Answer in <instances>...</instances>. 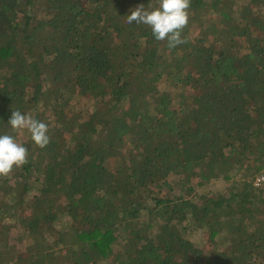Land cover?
Returning a JSON list of instances; mask_svg holds the SVG:
<instances>
[{
	"label": "trees",
	"instance_id": "1",
	"mask_svg": "<svg viewBox=\"0 0 264 264\" xmlns=\"http://www.w3.org/2000/svg\"><path fill=\"white\" fill-rule=\"evenodd\" d=\"M148 2L0 0V264H264V0H191L171 50Z\"/></svg>",
	"mask_w": 264,
	"mask_h": 264
},
{
	"label": "clouds",
	"instance_id": "2",
	"mask_svg": "<svg viewBox=\"0 0 264 264\" xmlns=\"http://www.w3.org/2000/svg\"><path fill=\"white\" fill-rule=\"evenodd\" d=\"M190 6L191 0H149L147 6L140 4L131 10L126 22L148 26L154 38L165 41L171 50L188 42L182 33L189 23ZM7 123L13 133L26 131L31 141L41 149L50 142L48 125L31 114L12 110ZM28 156L29 150L23 142L12 134H0V177H7L14 169L28 163Z\"/></svg>",
	"mask_w": 264,
	"mask_h": 264
},
{
	"label": "built area",
	"instance_id": "3",
	"mask_svg": "<svg viewBox=\"0 0 264 264\" xmlns=\"http://www.w3.org/2000/svg\"><path fill=\"white\" fill-rule=\"evenodd\" d=\"M252 184L264 190V160L260 163L258 169L251 175Z\"/></svg>",
	"mask_w": 264,
	"mask_h": 264
},
{
	"label": "rangeland",
	"instance_id": "4",
	"mask_svg": "<svg viewBox=\"0 0 264 264\" xmlns=\"http://www.w3.org/2000/svg\"><path fill=\"white\" fill-rule=\"evenodd\" d=\"M212 186H214V185H212ZM222 186H223V184L221 182L215 185L216 188H220ZM189 237L193 241H195L197 244H200L203 241V239L205 238V233L201 230L200 231L196 230L195 232L190 233Z\"/></svg>",
	"mask_w": 264,
	"mask_h": 264
}]
</instances>
